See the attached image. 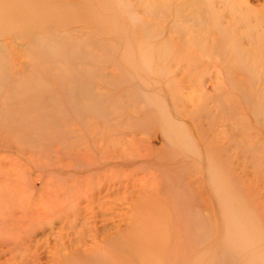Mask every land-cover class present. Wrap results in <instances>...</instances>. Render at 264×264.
<instances>
[{
	"label": "rangeland",
	"instance_id": "1",
	"mask_svg": "<svg viewBox=\"0 0 264 264\" xmlns=\"http://www.w3.org/2000/svg\"><path fill=\"white\" fill-rule=\"evenodd\" d=\"M0 264H264V0H0Z\"/></svg>",
	"mask_w": 264,
	"mask_h": 264
}]
</instances>
